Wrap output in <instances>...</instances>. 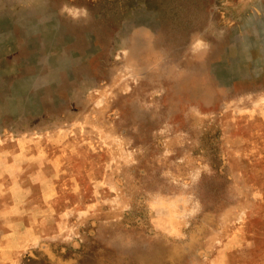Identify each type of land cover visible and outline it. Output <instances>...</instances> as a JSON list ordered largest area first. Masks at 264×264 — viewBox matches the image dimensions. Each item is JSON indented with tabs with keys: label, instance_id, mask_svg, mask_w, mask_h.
<instances>
[{
	"label": "rangeland",
	"instance_id": "rangeland-1",
	"mask_svg": "<svg viewBox=\"0 0 264 264\" xmlns=\"http://www.w3.org/2000/svg\"><path fill=\"white\" fill-rule=\"evenodd\" d=\"M0 264H264V0H0Z\"/></svg>",
	"mask_w": 264,
	"mask_h": 264
},
{
	"label": "clouds",
	"instance_id": "clouds-1",
	"mask_svg": "<svg viewBox=\"0 0 264 264\" xmlns=\"http://www.w3.org/2000/svg\"><path fill=\"white\" fill-rule=\"evenodd\" d=\"M84 14H85V15L87 14V13H86V11H85V13H84ZM77 16H78V14H77ZM74 18H76V17H74Z\"/></svg>",
	"mask_w": 264,
	"mask_h": 264
}]
</instances>
